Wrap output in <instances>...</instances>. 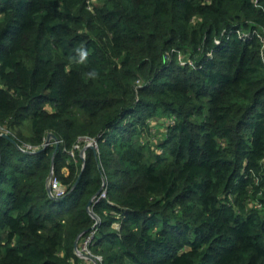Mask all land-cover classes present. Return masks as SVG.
Returning <instances> with one entry per match:
<instances>
[{"label": "trees", "instance_id": "1", "mask_svg": "<svg viewBox=\"0 0 264 264\" xmlns=\"http://www.w3.org/2000/svg\"><path fill=\"white\" fill-rule=\"evenodd\" d=\"M261 39L264 0H0V264L93 230L101 264H264Z\"/></svg>", "mask_w": 264, "mask_h": 264}, {"label": "water", "instance_id": "2", "mask_svg": "<svg viewBox=\"0 0 264 264\" xmlns=\"http://www.w3.org/2000/svg\"><path fill=\"white\" fill-rule=\"evenodd\" d=\"M2 137H4V138H8V136H7L6 134H0V138H2ZM51 141H54V143H55V151H54V153H53V158H52V162H51V169H50L49 179L52 177V175H53V173H54V165H55V163H54V156H55V152H56V150H57V148H58V146H59V142L55 139L54 135L49 134V135L47 136L45 142H44L43 149L46 148L47 146H49L50 143H51ZM95 142H96V141H86V142L84 143V145H83V148H82L81 153H80V157H81V159H82V161H83V167H82V170H83V168H84L85 151H86L87 149H91V150L96 151ZM43 149H42V150H43ZM96 153H97V152H96ZM81 173H82V171H81ZM81 173H80L78 179H77V180L75 181V183L73 184V186H72V188L70 189V191L67 193L68 195L71 194V193L77 188V186H78V184H79V181H80ZM104 187H105V183H103L102 189H104ZM102 189H101V190H102ZM47 194H48V196H49L51 199H53V200H62V199L64 198V196L61 197V198H56V197H54V196L52 195L51 188H50L49 184H47ZM97 196H98V195H96V197H97ZM96 197H95V198H96ZM92 203H93V199L90 200L89 203H88V205H87V212L90 214V216L92 217V219H93L94 222H95V223H94V226L92 227V229H94L95 226L99 223V219L93 214V211H92ZM77 243H78V240H77L76 243H75V254H76L77 256L81 257L82 255H81V253H80V251H79V248H78V244H77ZM80 255H81V256H80ZM88 258H89L90 260H92L95 264H98L97 261H95L93 258H90V257H88Z\"/></svg>", "mask_w": 264, "mask_h": 264}, {"label": "built area", "instance_id": "3", "mask_svg": "<svg viewBox=\"0 0 264 264\" xmlns=\"http://www.w3.org/2000/svg\"><path fill=\"white\" fill-rule=\"evenodd\" d=\"M262 43L264 44V40L261 39ZM89 141H92V140H89ZM95 146L97 147L96 145V142H95ZM48 184L51 188V192H52V195L56 198H61L63 196H65V193H66V188L60 183L59 179L53 174L52 177L49 179L48 181ZM106 198V193L105 192H102L100 194V196L96 199V202H98L99 200L101 199H105ZM94 234H95V231H91V233L84 239L83 243L81 244V246L79 247V250H80V253H81V257L84 261H86V264H95L92 260H86L87 256L89 257H94L93 259L95 261H97L98 264H101L102 262V259L101 257L99 256H93L90 252V246L92 245V241H93V238H94ZM80 257V258H81Z\"/></svg>", "mask_w": 264, "mask_h": 264}, {"label": "rangeland", "instance_id": "4", "mask_svg": "<svg viewBox=\"0 0 264 264\" xmlns=\"http://www.w3.org/2000/svg\"><path fill=\"white\" fill-rule=\"evenodd\" d=\"M157 129H155V131H156ZM160 133V132H159ZM87 141H89V140H87ZM82 150V149H81ZM81 150H80V153H81ZM80 251V250H79ZM92 254V253H91ZM93 255V254H92ZM81 256V255H80ZM94 256V255H93ZM89 256H87L86 258V260H89V258H88ZM100 257V256H99ZM90 258H94V257H90ZM81 259H82V257H81ZM90 261V260H89ZM86 262V261H85Z\"/></svg>", "mask_w": 264, "mask_h": 264}, {"label": "clouds", "instance_id": "5", "mask_svg": "<svg viewBox=\"0 0 264 264\" xmlns=\"http://www.w3.org/2000/svg\"><path fill=\"white\" fill-rule=\"evenodd\" d=\"M86 53L81 52V59L85 57Z\"/></svg>", "mask_w": 264, "mask_h": 264}]
</instances>
